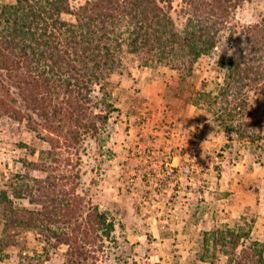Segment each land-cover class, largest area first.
I'll return each mask as SVG.
<instances>
[{
	"label": "rangeland",
	"instance_id": "rangeland-1",
	"mask_svg": "<svg viewBox=\"0 0 264 264\" xmlns=\"http://www.w3.org/2000/svg\"><path fill=\"white\" fill-rule=\"evenodd\" d=\"M166 1L179 33L204 17L220 31L191 69L183 54L145 66L125 48L87 114L67 117L3 78L0 194L12 204L0 205V264H256L253 242L264 258V84L225 91L224 63L242 50L264 66V0H230L225 14L202 6L211 0ZM169 151L179 166L196 154L192 180L165 170ZM226 230L249 234L236 262L215 244Z\"/></svg>",
	"mask_w": 264,
	"mask_h": 264
},
{
	"label": "trees",
	"instance_id": "trees-1",
	"mask_svg": "<svg viewBox=\"0 0 264 264\" xmlns=\"http://www.w3.org/2000/svg\"><path fill=\"white\" fill-rule=\"evenodd\" d=\"M228 1L211 0L202 2V6L225 14L224 4ZM165 3L169 1L83 0L74 7L70 0H18L13 5H0V90L7 81L24 92L23 100L36 110L49 109L65 117L70 112L72 116L86 115L94 88H104L125 48L131 54L147 57L143 58L145 66L150 63L148 57L174 66L183 61V54V63L191 69L198 59L216 49L220 31L204 17L195 23L189 20L188 28L179 33ZM250 55V51L245 54L238 50L224 58L228 67L225 91H231L234 82L239 83L238 88L254 81L264 84V66L260 63L253 67L261 57L253 55L251 64ZM3 99L0 96V114L6 107ZM103 119L108 120L107 116ZM1 204H12L5 193L0 194ZM99 218L106 223L104 216ZM4 220L6 227L21 224L8 216ZM244 235L233 230L216 231L214 240L236 262L241 239L249 236ZM251 244L245 251L258 252L255 262L264 264L262 250L256 249L260 244Z\"/></svg>",
	"mask_w": 264,
	"mask_h": 264
},
{
	"label": "built area",
	"instance_id": "built-area-1",
	"mask_svg": "<svg viewBox=\"0 0 264 264\" xmlns=\"http://www.w3.org/2000/svg\"><path fill=\"white\" fill-rule=\"evenodd\" d=\"M165 157L163 159L162 165L164 166L166 171H170L171 173L175 170H178L180 173V178H185L186 180H192V175L196 170L197 165V157L194 154L188 161L187 165L179 166V164H175L176 160H178V155L175 154L174 151L166 152ZM190 185V182L188 183ZM130 187L133 188L136 185L134 179H131L129 183Z\"/></svg>",
	"mask_w": 264,
	"mask_h": 264
},
{
	"label": "crops",
	"instance_id": "crops-1",
	"mask_svg": "<svg viewBox=\"0 0 264 264\" xmlns=\"http://www.w3.org/2000/svg\"><path fill=\"white\" fill-rule=\"evenodd\" d=\"M183 245H185V248H187V247H188V242H186V244H185V242H184ZM179 247H181V246H179ZM183 247H184V246H183Z\"/></svg>",
	"mask_w": 264,
	"mask_h": 264
},
{
	"label": "clouds",
	"instance_id": "clouds-1",
	"mask_svg": "<svg viewBox=\"0 0 264 264\" xmlns=\"http://www.w3.org/2000/svg\"><path fill=\"white\" fill-rule=\"evenodd\" d=\"M226 47H227V45H226ZM226 47H225V48H226ZM224 50H225V49H224ZM228 55H232L231 50H229Z\"/></svg>",
	"mask_w": 264,
	"mask_h": 264
}]
</instances>
